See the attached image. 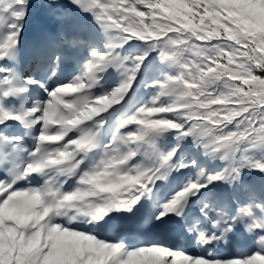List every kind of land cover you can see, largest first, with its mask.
Masks as SVG:
<instances>
[{"label": "snow or ice", "instance_id": "snow-or-ice-1", "mask_svg": "<svg viewBox=\"0 0 264 264\" xmlns=\"http://www.w3.org/2000/svg\"><path fill=\"white\" fill-rule=\"evenodd\" d=\"M0 264H264V0H0Z\"/></svg>", "mask_w": 264, "mask_h": 264}]
</instances>
